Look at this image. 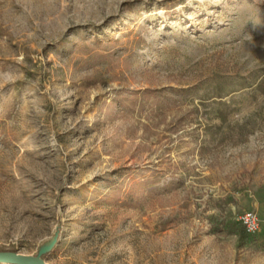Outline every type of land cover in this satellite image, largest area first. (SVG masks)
Here are the masks:
<instances>
[{"label":"rangeland","instance_id":"374dc122","mask_svg":"<svg viewBox=\"0 0 264 264\" xmlns=\"http://www.w3.org/2000/svg\"><path fill=\"white\" fill-rule=\"evenodd\" d=\"M56 233L51 264H264V0H0V250Z\"/></svg>","mask_w":264,"mask_h":264},{"label":"water","instance_id":"95a60500","mask_svg":"<svg viewBox=\"0 0 264 264\" xmlns=\"http://www.w3.org/2000/svg\"><path fill=\"white\" fill-rule=\"evenodd\" d=\"M58 233L45 240L35 254H25L13 250H0V263L6 264H51L44 259L58 243Z\"/></svg>","mask_w":264,"mask_h":264},{"label":"built area","instance_id":"2783aa9c","mask_svg":"<svg viewBox=\"0 0 264 264\" xmlns=\"http://www.w3.org/2000/svg\"><path fill=\"white\" fill-rule=\"evenodd\" d=\"M241 221L247 232L252 233L257 229L256 217L253 212H245L241 217Z\"/></svg>","mask_w":264,"mask_h":264},{"label":"bare ground","instance_id":"6f19581e","mask_svg":"<svg viewBox=\"0 0 264 264\" xmlns=\"http://www.w3.org/2000/svg\"><path fill=\"white\" fill-rule=\"evenodd\" d=\"M0 264H5V263H0Z\"/></svg>","mask_w":264,"mask_h":264}]
</instances>
